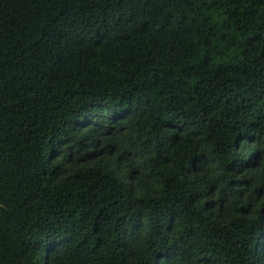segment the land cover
Listing matches in <instances>:
<instances>
[{"label":"trees","instance_id":"1","mask_svg":"<svg viewBox=\"0 0 264 264\" xmlns=\"http://www.w3.org/2000/svg\"><path fill=\"white\" fill-rule=\"evenodd\" d=\"M0 264H264V0H0Z\"/></svg>","mask_w":264,"mask_h":264}]
</instances>
